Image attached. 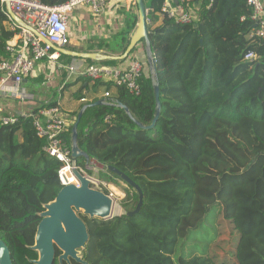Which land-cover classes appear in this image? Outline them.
<instances>
[{"label": "trees", "instance_id": "1", "mask_svg": "<svg viewBox=\"0 0 264 264\" xmlns=\"http://www.w3.org/2000/svg\"><path fill=\"white\" fill-rule=\"evenodd\" d=\"M39 1L58 6L70 0ZM164 1L144 0L159 99L153 126L146 128L156 104L144 52L139 58L147 70L143 66L138 78V95L84 77L65 87L78 83L71 98L84 99L74 122L84 105L104 100L87 107L77 126V146L100 167V180L118 184L111 166L142 192V204L131 216L126 212L137 205L134 189L126 192L123 214L108 220L81 216L88 232L83 259L88 264H264V40L250 37L253 10L247 0H202L196 20L182 24L162 11ZM134 9L121 7L122 27L109 44L97 42L121 55L136 28ZM17 31L10 29L0 0V60L11 59L6 42ZM247 52L256 58L245 60ZM130 58L85 61L116 66ZM60 59L68 64L71 57L60 54ZM72 125L62 135L69 148ZM44 144L30 116L0 124V239L12 264H33L37 258L29 247L38 213L61 189V163L45 153ZM76 165L83 167L84 158ZM210 212L215 243L227 232L232 240L222 253L209 245L186 259L183 240Z\"/></svg>", "mask_w": 264, "mask_h": 264}, {"label": "built area", "instance_id": "2", "mask_svg": "<svg viewBox=\"0 0 264 264\" xmlns=\"http://www.w3.org/2000/svg\"><path fill=\"white\" fill-rule=\"evenodd\" d=\"M107 1L70 0L62 5L48 6L39 0H1L5 7L10 29L18 31L12 39L6 42L5 49L11 54V59L0 60V96L5 97L8 101H15L14 104L17 105L19 114L16 115L15 112L6 114L9 113L8 107L6 108L7 112L4 113L5 108L0 105V124H11L18 116L32 117L37 135L44 139L43 150L49 157L61 163L57 171L61 186L79 185L72 173V169L75 167L99 186L102 191L107 190V194L114 198L116 193L113 186L92 174L96 172L97 167L98 170L100 169L96 163L89 161L81 167L73 162L71 150L62 137L68 125L58 103L51 102L36 109L35 107L31 108L32 104H25V101H30V97L21 87L23 79L31 74L38 61L43 59L53 61L60 55L59 52L51 48L50 44L64 48L68 40L70 15L73 10L78 7H87L92 14L99 15L104 11ZM200 1L202 0H174L173 4L171 0H165L162 11L176 22L191 24L196 20V10ZM208 1L210 3L212 0ZM7 3L27 27L12 20L7 13ZM247 3L253 10L251 18L255 22L250 37L264 40V1L247 0ZM44 40L48 43H45ZM255 58L256 54L253 52H247L244 56L247 61ZM143 66V62L135 57L130 58L124 67L107 66L97 62L83 65L73 60L67 66V71L69 76L76 75L91 81L111 82L115 86L123 85L130 92L138 95L140 92L138 78L142 73ZM103 96L109 97L110 94L105 92ZM26 106L28 108L24 109Z\"/></svg>", "mask_w": 264, "mask_h": 264}, {"label": "water", "instance_id": "3", "mask_svg": "<svg viewBox=\"0 0 264 264\" xmlns=\"http://www.w3.org/2000/svg\"><path fill=\"white\" fill-rule=\"evenodd\" d=\"M264 1V0H263ZM137 9V24L134 33L131 35L128 45L121 55L108 56L96 52H76L65 48H59L50 44L51 48L61 54L72 56L74 58H84L94 61L116 59H127L131 51L137 47L140 41H143V52L145 54L146 64L152 79L154 95H155V116L149 126L137 125L140 128H150L155 123L159 114L158 87L155 83V68L153 65V57L148 40L147 10L144 0H134ZM7 13L17 24L27 27L22 20L17 17L7 3ZM29 28V27H28ZM30 29V28H29ZM48 43V41H45ZM104 100H98L91 104L84 105L79 111L75 122L71 128V158L74 163L79 157H83L85 163L89 162L88 156L82 152L77 146V126L80 118L87 107L103 104ZM129 117H131L128 109L120 105ZM132 118V117H131ZM108 170L118 175L120 179L129 187L135 190L138 195V202L135 208L126 212L131 216L136 213L142 204L141 189L125 174L114 167H108ZM72 173L78 181L79 185L68 184L61 186V189L55 198L43 205V210L38 213L40 218L34 236V243L29 248L36 252L37 258L32 260L33 264H54L55 259L59 264H72L74 261L78 264H88L83 259V250L88 241V232L84 220L81 216L88 218H98L108 220L113 216V208L115 206L114 198L101 190V188L83 175L77 168L72 169ZM56 249L60 252L56 256ZM0 264H12L10 252L5 243L0 239Z\"/></svg>", "mask_w": 264, "mask_h": 264}, {"label": "crops", "instance_id": "4", "mask_svg": "<svg viewBox=\"0 0 264 264\" xmlns=\"http://www.w3.org/2000/svg\"><path fill=\"white\" fill-rule=\"evenodd\" d=\"M174 4V0H171ZM133 0H108L107 5L104 9V11L99 14L95 15L90 12V10L87 7H78L73 10L70 17V26L72 27L73 24L76 23V35L75 32H72L70 35V45L71 47H75L78 52H96L104 55H111L115 56L118 55L115 52H112L111 49L106 48L104 45L109 44L108 38L111 37L112 33H114L116 30L120 29L123 24V13L119 11L121 7H124L125 11L128 10L132 4ZM71 31V28L69 32ZM99 39H105V44H100L97 42ZM69 50V49H68ZM143 52L142 48H139V50L136 52L135 56L136 58H139V54ZM61 54V53H59ZM140 59V58H139ZM75 61L76 63H80L83 65L89 64L87 61H85L84 58H74L72 61ZM129 60H125L122 63L117 64L116 66H122L124 67L127 65ZM42 63H46V66L53 69V72L58 75L60 73V81L59 84L62 87L65 83H71L75 82L77 78L76 75L69 76L67 71V66L69 64H64L63 60L60 59V55L57 57V59H54L53 61L43 59L41 61H38L35 66L34 70L31 72V74L36 70L37 67H40ZM29 74L27 77H25L22 81L23 86H21L24 91L29 95L30 101H33L32 105L28 103V105L33 106L31 108H34L35 104L39 103V101H36L33 96L30 94V90L26 87L27 79L31 76ZM51 75H49V78ZM58 82V81H57ZM53 86H56V81L53 82ZM59 86V88H60ZM79 87V84L72 85V92H74ZM51 88V87H50ZM102 94V93H101ZM90 98V96H89ZM81 101V100H80ZM80 101L73 100L71 98L69 108L73 109L74 111L77 109V106L80 104ZM59 103V101H57ZM83 102V101H81ZM15 101H8L5 97L0 96V105L5 108L4 113L7 111L10 114L15 112L14 114L18 115L19 111L17 108V105L15 106ZM56 103V102H55ZM14 104V105H12ZM8 107L7 111L6 108ZM13 111H12V110ZM61 110V109H60ZM6 111V112H5ZM62 112V111H61ZM72 112V111H71ZM63 113V112H62ZM73 114V113H72ZM12 115V114H11ZM64 115V114H63ZM65 116V115H64Z\"/></svg>", "mask_w": 264, "mask_h": 264}, {"label": "rangeland", "instance_id": "5", "mask_svg": "<svg viewBox=\"0 0 264 264\" xmlns=\"http://www.w3.org/2000/svg\"><path fill=\"white\" fill-rule=\"evenodd\" d=\"M136 7L134 4V0L130 6L131 8ZM134 11H136L137 13V9H134ZM71 31L69 32L68 35V40L67 43L65 44L64 48L65 49H69V50H75L76 52H78L76 50L75 47H71L70 45V35L72 34V32H75L74 34L76 35V23L73 24V26L71 27ZM139 47L142 48V45L140 44L138 46V50ZM118 56V55H117ZM70 62L72 61L73 57L70 56ZM136 58L135 53L130 55L129 58ZM69 64V63H68ZM144 69L147 70V67L144 65ZM60 73L58 75H56L53 72V69L49 68L46 66V63H42V65L40 67H37L36 70L31 74V76L27 79L26 82V87L31 91L30 94L33 96V98L36 101H39V103L35 104V109L39 106H44L47 103H51V102H56L59 101L58 105L61 109V111L63 112V114L65 115V119L67 122V125L70 126L72 125V123L74 122V115L72 113H74L73 109L69 108V104H70V100H71V94L72 92V88L71 86L66 87L65 83L62 87L59 84L60 81ZM49 75H51V77L49 78ZM56 81V86L52 87L54 84L53 82ZM58 81V82H57ZM23 86V83H22ZM60 86V88H59ZM51 87V88H50ZM16 103V102H15ZM21 103V102H20ZM28 103L33 104L35 102L33 101H29L26 102L25 104L27 105ZM80 103H82L80 101ZM28 106H26L27 109ZM12 110V109H11ZM13 111V110H12ZM21 111H26V110H21ZM72 111V112H71ZM101 173L100 170H98V167L96 168V172L92 173L96 178L101 179L99 177V174ZM111 186H113L116 190V196L114 197V201H115V206H114V210H113V215H121L125 212L126 209H124V205L126 204L125 198H126V192L127 191H133V189L130 187H128V185L126 183H124L121 180H118V184L117 185H113L111 183H109ZM132 205L127 206L129 209ZM206 220L203 222V224L194 232H192L185 240H183V251H182V255L188 259L190 258L193 254L199 253L200 250L203 247H207L210 245L209 249L212 248L213 245H215V247L213 248V250L215 252H219L222 253L227 247H228V242H230V240H232V235L231 234H225L226 236L221 235V240L219 243H215L216 240L218 239L215 235L216 233V225L213 223V218H212V212H210L207 216H206ZM216 218V217H215ZM227 227L229 228V223L226 222ZM230 231L231 233L232 230H227ZM223 237V238H222ZM228 241V242H227Z\"/></svg>", "mask_w": 264, "mask_h": 264}, {"label": "bare ground", "instance_id": "6", "mask_svg": "<svg viewBox=\"0 0 264 264\" xmlns=\"http://www.w3.org/2000/svg\"><path fill=\"white\" fill-rule=\"evenodd\" d=\"M113 189L115 190V188L113 187ZM115 193H116V190H115Z\"/></svg>", "mask_w": 264, "mask_h": 264}]
</instances>
